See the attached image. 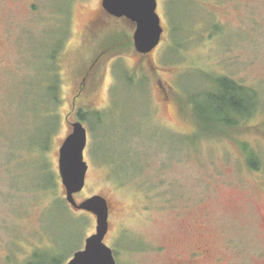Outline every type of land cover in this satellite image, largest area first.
<instances>
[{"label":"rangeland","instance_id":"374dc122","mask_svg":"<svg viewBox=\"0 0 264 264\" xmlns=\"http://www.w3.org/2000/svg\"><path fill=\"white\" fill-rule=\"evenodd\" d=\"M98 10V0H0V264H64L95 232L57 171L71 124L91 108L105 126L88 131L74 199L107 201L116 264H264V0H157L163 34L146 57L111 45H129L126 25L87 28ZM217 76L253 89L261 111L238 116L232 138L194 136L184 115ZM42 129L41 154L30 147Z\"/></svg>","mask_w":264,"mask_h":264},{"label":"water","instance_id":"95a60500","mask_svg":"<svg viewBox=\"0 0 264 264\" xmlns=\"http://www.w3.org/2000/svg\"><path fill=\"white\" fill-rule=\"evenodd\" d=\"M107 14L125 17L134 24L132 46L138 54H149L158 44L162 28L156 14V0H102ZM86 133L80 122L71 124V132L58 150V174L65 191V200L75 210L95 216V232L84 240L81 250L76 251L65 264H116L111 250L103 240L108 230L107 201L92 196L77 203L74 195L84 187L87 165L83 160Z\"/></svg>","mask_w":264,"mask_h":264},{"label":"trees","instance_id":"16d2710c","mask_svg":"<svg viewBox=\"0 0 264 264\" xmlns=\"http://www.w3.org/2000/svg\"><path fill=\"white\" fill-rule=\"evenodd\" d=\"M129 45H125L122 42L111 44L114 46H118V51L121 52L127 51L130 49L131 40L130 38L127 39ZM113 43V41L111 42ZM110 46V45H108ZM111 49H108V52ZM102 52L97 53L102 59L107 54H110V57H113V53ZM57 69V68H56ZM58 71V69H57ZM86 73V72H85ZM132 76V75H131ZM55 83H57L56 76L54 77ZM131 77H129V80ZM207 79V78H206ZM149 81V80H148ZM212 83V87H205L206 90L203 92H199L195 95L194 100H192L191 111L192 113H187L184 115V118L189 121L191 126L196 129L198 132V137H229L236 134L238 130L239 121L241 119L238 118L242 117V114L245 113V117H251L255 115V113H259L261 111L260 108V100L259 96L257 97L256 93L253 89L245 87L236 81H233L227 77H216L210 80ZM51 87L49 89V94H53L52 96V109L54 111V106H56L57 102H59V90L58 87L55 88L54 82L51 83ZM147 86V84L145 85ZM258 101V103H257ZM93 109H89L88 112H81L77 114L79 121H85L87 123L88 131L95 129V127H100L102 124L103 126V115L101 112L92 111ZM51 111V113L53 112ZM108 114V113H107ZM111 115V114H110ZM111 119H115L114 116H111ZM107 126L114 125L113 121H105ZM47 130L42 129L37 132L34 140L35 145L33 144L30 149L35 152V147L37 146V153H43L46 150V146L48 144L47 140ZM232 136L230 138H232ZM249 148L247 145L245 146L242 143L241 150H245ZM36 153V152H35ZM249 162L248 166L251 170H259L260 164L257 158L255 159L252 153H249ZM46 166L41 170L39 176L46 177L49 180L50 186H52V182L50 181L48 175L46 174ZM41 184V183H40ZM56 264H58L57 260L52 259ZM43 264V262H40Z\"/></svg>","mask_w":264,"mask_h":264},{"label":"flooded vegetation","instance_id":"af4514ba","mask_svg":"<svg viewBox=\"0 0 264 264\" xmlns=\"http://www.w3.org/2000/svg\"><path fill=\"white\" fill-rule=\"evenodd\" d=\"M101 1L102 0H98V6H99L98 15L92 20L91 24L88 25L87 28L94 26L96 23H100V25H102V24L111 22L113 24L120 23L123 25V28H125V25H126L127 27H129L131 30L133 29V31H134V24L130 20L126 19L125 17L118 18V17L107 14L106 11H104V9L102 8ZM129 37H131V36H129ZM146 55H148V54H146ZM146 55H141V57H146ZM158 88L160 89L159 94L162 96V99L165 101L167 99L165 90L159 84H158ZM74 101H75V99H74ZM80 122H81L83 128L85 129V131L87 132L88 131L87 123L85 121L84 122L80 121ZM195 263H196V260L191 261L187 264H195Z\"/></svg>","mask_w":264,"mask_h":264}]
</instances>
